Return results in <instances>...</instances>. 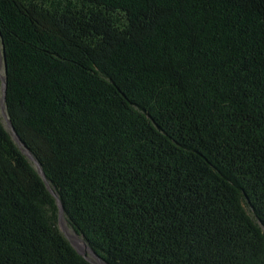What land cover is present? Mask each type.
Returning a JSON list of instances; mask_svg holds the SVG:
<instances>
[{
    "label": "trees",
    "instance_id": "16d2710c",
    "mask_svg": "<svg viewBox=\"0 0 264 264\" xmlns=\"http://www.w3.org/2000/svg\"><path fill=\"white\" fill-rule=\"evenodd\" d=\"M0 42V264H92L46 181L103 264H264V0H0Z\"/></svg>",
    "mask_w": 264,
    "mask_h": 264
},
{
    "label": "rangeland",
    "instance_id": "374dc122",
    "mask_svg": "<svg viewBox=\"0 0 264 264\" xmlns=\"http://www.w3.org/2000/svg\"><path fill=\"white\" fill-rule=\"evenodd\" d=\"M2 44L0 42V62H1V69H0V120L2 122V124L4 125L5 128H8V119L6 117V106L3 102V84L1 79L5 78V69H4V65H3V56H2ZM59 229L61 230L60 232L68 239V241L72 244V247L81 252L83 254V256L90 261V263L92 264H101L102 262L98 260V258H96L88 249L86 252H83V250H81L77 243L74 241V239L71 237V234H75L73 232V230L69 227L68 223L65 220V224L62 222L61 224H59ZM76 235V234H75ZM77 236V235H76ZM78 237V236H77ZM79 239H81L80 237H78ZM83 241V239H81ZM86 245V244H85ZM87 246V245H86Z\"/></svg>",
    "mask_w": 264,
    "mask_h": 264
},
{
    "label": "water",
    "instance_id": "95a60500",
    "mask_svg": "<svg viewBox=\"0 0 264 264\" xmlns=\"http://www.w3.org/2000/svg\"><path fill=\"white\" fill-rule=\"evenodd\" d=\"M3 53H4V51H3ZM4 62V61H3ZM3 65H4V68H5V64L3 63ZM0 69H1V62H0ZM1 81H2V84H3V102H4V104L6 103V93H7V83H6V76H5V78H2L1 79ZM6 117H7V119H8V128H6L11 134H12V137L14 138L13 140L16 142V143H20L19 142V138H18V136L15 134V132H14V130H13V126H12V122H11V120L9 119V117H8V115H7V113H6ZM20 145V144H19ZM22 150H23V152H25L26 153V156L28 157V159L30 160V161H33V158L29 155V153L27 152V150H26V148H22ZM35 165H36V167H37V169H38V171H39V173L41 174V176L45 179V176H44V174H43V172H42V169H41V166H40V164L39 163H37V162H35ZM46 181V180H45ZM46 183H47V187H48V189L55 195V197L57 198V204H58V206H59V210H60V216H59V224H61L62 223V218L65 216V210H64V207L61 205V203L59 202L60 200H59V198H58V196L55 194V192H54V190L49 186L50 184L46 181ZM87 249L96 257V258H98V260L99 261H101V259L98 257V255L96 254V253H94L93 251H91L88 247H87ZM77 251V250H76ZM80 255H82L83 256V254L81 253V252H79V251H77ZM84 257V256H83ZM85 258V257H84ZM102 262V261H101Z\"/></svg>",
    "mask_w": 264,
    "mask_h": 264
},
{
    "label": "bare ground",
    "instance_id": "6f19581e",
    "mask_svg": "<svg viewBox=\"0 0 264 264\" xmlns=\"http://www.w3.org/2000/svg\"><path fill=\"white\" fill-rule=\"evenodd\" d=\"M62 222L65 224V219H64V217L62 218ZM71 237L74 239V241L77 243V245H78V247L81 249V250H83V252H86L87 251V247H86V245H85V243L81 240V239H79L75 234H71ZM101 264H103V263H101Z\"/></svg>",
    "mask_w": 264,
    "mask_h": 264
}]
</instances>
